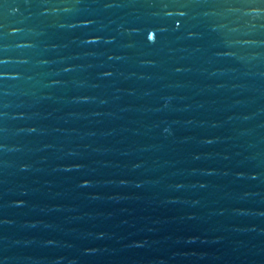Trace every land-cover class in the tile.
Listing matches in <instances>:
<instances>
[{
	"label": "water",
	"instance_id": "1",
	"mask_svg": "<svg viewBox=\"0 0 264 264\" xmlns=\"http://www.w3.org/2000/svg\"><path fill=\"white\" fill-rule=\"evenodd\" d=\"M188 2L0 0V264H264V0Z\"/></svg>",
	"mask_w": 264,
	"mask_h": 264
},
{
	"label": "snow or ice",
	"instance_id": "2",
	"mask_svg": "<svg viewBox=\"0 0 264 264\" xmlns=\"http://www.w3.org/2000/svg\"><path fill=\"white\" fill-rule=\"evenodd\" d=\"M164 7L165 9H168L169 7L172 8L171 11H166V12L170 18L175 17L173 23L179 21V23L176 24V29L179 30L183 24L184 18L187 17L188 15V7H189L188 0H165ZM149 38L151 39V37ZM0 63H4V61L0 60ZM108 75H110V73H108ZM4 78H6L5 74L0 73V79H4Z\"/></svg>",
	"mask_w": 264,
	"mask_h": 264
}]
</instances>
